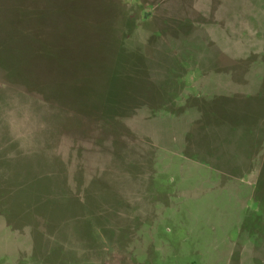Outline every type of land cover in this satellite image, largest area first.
<instances>
[{
    "label": "rangeland",
    "instance_id": "374dc122",
    "mask_svg": "<svg viewBox=\"0 0 264 264\" xmlns=\"http://www.w3.org/2000/svg\"><path fill=\"white\" fill-rule=\"evenodd\" d=\"M0 264H264V0H0Z\"/></svg>",
    "mask_w": 264,
    "mask_h": 264
},
{
    "label": "clouds",
    "instance_id": "9594fccd",
    "mask_svg": "<svg viewBox=\"0 0 264 264\" xmlns=\"http://www.w3.org/2000/svg\"><path fill=\"white\" fill-rule=\"evenodd\" d=\"M37 120H38V118H37ZM19 140H20V137H19V136L13 135V142H17V141H19ZM19 148H20L21 150H24L26 155L29 154V153L27 152V150H26V146H25L24 143H22V142L19 143ZM9 155H14V153H10Z\"/></svg>",
    "mask_w": 264,
    "mask_h": 264
}]
</instances>
